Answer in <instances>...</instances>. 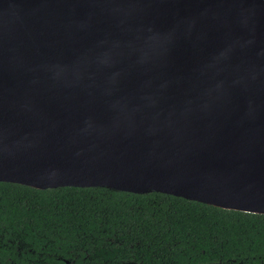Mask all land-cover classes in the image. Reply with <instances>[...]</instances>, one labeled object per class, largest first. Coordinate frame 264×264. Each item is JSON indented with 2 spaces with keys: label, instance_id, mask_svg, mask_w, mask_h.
Masks as SVG:
<instances>
[{
  "label": "water",
  "instance_id": "water-1",
  "mask_svg": "<svg viewBox=\"0 0 264 264\" xmlns=\"http://www.w3.org/2000/svg\"><path fill=\"white\" fill-rule=\"evenodd\" d=\"M0 182L264 215V0H0Z\"/></svg>",
  "mask_w": 264,
  "mask_h": 264
},
{
  "label": "trees",
  "instance_id": "trees-1",
  "mask_svg": "<svg viewBox=\"0 0 264 264\" xmlns=\"http://www.w3.org/2000/svg\"><path fill=\"white\" fill-rule=\"evenodd\" d=\"M87 259L84 260V258ZM2 264H264V215L160 193L0 182Z\"/></svg>",
  "mask_w": 264,
  "mask_h": 264
},
{
  "label": "flooded vegetation",
  "instance_id": "flooded-vegetation-1",
  "mask_svg": "<svg viewBox=\"0 0 264 264\" xmlns=\"http://www.w3.org/2000/svg\"><path fill=\"white\" fill-rule=\"evenodd\" d=\"M87 259V257L84 258V260ZM66 264H69V261L65 260ZM0 264H2L1 260H0Z\"/></svg>",
  "mask_w": 264,
  "mask_h": 264
}]
</instances>
